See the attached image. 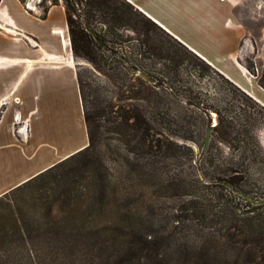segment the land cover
Masks as SVG:
<instances>
[{
  "label": "trees",
  "instance_id": "trees-1",
  "mask_svg": "<svg viewBox=\"0 0 264 264\" xmlns=\"http://www.w3.org/2000/svg\"><path fill=\"white\" fill-rule=\"evenodd\" d=\"M19 1L23 4V0ZM74 2L83 0H64L63 4L70 48L76 62V76L88 141L80 150L0 195V264H264V187L260 190L241 188V195H263L257 204H254L255 199L251 200L244 196L245 208L235 205L233 199H229L227 195H215L202 203L195 201L190 207L193 213L178 219L172 230L159 231L146 229L144 226L133 228L130 223L117 226L102 219L107 213L104 208L105 194L111 175L100 146L103 134L106 131L120 133V139L129 147L131 159L127 157L126 163L132 168L135 166L143 168L141 163H144L154 170L157 157H165L167 148L165 141L155 139L154 144L148 143L146 149L141 150L149 135L148 130L152 128L149 119L156 121L155 114L146 119L140 114L141 110L127 105L118 112L120 122H115V119L107 114L110 103L102 104L93 97L95 89L90 82L84 81L80 64L77 62V59H83L96 71L111 78L112 73L104 69L117 68L111 64V56L105 55L108 51L110 54L115 53L107 45L111 41L106 38L107 33L99 34L103 44L107 46L104 50L86 27H93L92 20L98 14L99 22L106 25L107 30L126 28L127 23L122 22L123 14L128 12L126 8L133 9L132 5L126 0H84L83 12L80 10V13H76ZM58 3V0H50L47 4L42 1L39 5L40 12L36 15L44 19L50 6ZM138 14L145 29L146 26H152L165 42L183 52L182 57L179 56L181 68L184 66L185 69L188 66L197 68L200 76L215 74L227 84L232 97L240 101L238 105L242 114L240 117L230 115L233 105L222 108L211 105L202 107L204 113L208 108L216 113L217 122L214 125L207 122L205 125L211 129L212 141L229 143L232 146L235 144L244 158L259 160L260 157L251 145L256 140L257 127L247 128L245 125L246 120L251 119V125L254 126L257 117L253 115L264 113V106L173 39L149 18L139 11ZM146 30H150V27ZM122 59L126 61L123 55ZM130 67L134 69L138 65L132 63ZM246 67L254 73L251 63ZM258 83L264 87L261 80ZM160 84L161 82L157 80L152 86L155 88ZM126 87L130 90L129 85ZM146 89L148 93L154 92L150 84ZM246 107L254 109L248 111ZM255 107L260 109L256 110ZM2 109L3 106H0V114ZM199 153L205 157L210 156L209 149ZM262 153L264 154V150ZM141 158L144 159L143 162ZM76 160H81L83 165L62 169L57 172L59 174L54 181L78 171L77 174L80 176H91L96 180L94 181L96 185L92 189L95 195H13L31 187L41 189L48 184L49 176L56 175L58 169ZM232 169V166L227 167L229 174L222 178L226 184L223 187L227 189L228 195L236 190L234 187L240 178L245 184L249 175L247 168L235 169L236 174H230ZM169 183L173 185V181ZM181 188L190 194L196 192V184L183 183ZM59 203L67 207L64 214L58 211ZM80 206L83 207L82 212L76 215V208ZM36 209L42 210L41 219L36 215ZM98 218L104 224H99ZM195 219L204 223L206 221L220 223L222 226L218 229L196 228L197 223H193ZM189 230H194L195 234ZM120 236L123 238L121 242L123 246L116 247V238ZM82 253L94 256L79 258L78 255Z\"/></svg>",
  "mask_w": 264,
  "mask_h": 264
},
{
  "label": "rangeland",
  "instance_id": "rangeland-1",
  "mask_svg": "<svg viewBox=\"0 0 264 264\" xmlns=\"http://www.w3.org/2000/svg\"><path fill=\"white\" fill-rule=\"evenodd\" d=\"M13 1L22 5L29 14L34 15L39 14V5L42 1L46 4L50 2V0H23V5L19 0ZM249 1L253 3L252 0ZM5 2L11 6V0H5ZM58 2L64 7V0H58ZM83 2L73 3L76 13H80V10L83 12ZM256 4L259 7H256ZM253 5L254 17L251 19L247 17V36L241 41L238 59L245 67L251 63L254 73L246 67L247 71L255 76L257 83L261 80L264 84V0H256ZM126 10L128 12L123 14L122 18V22L127 23L126 28L107 30L106 25L99 22L98 14L92 20L93 27L90 28L98 35L107 33L106 38L112 42H108L107 45L115 53L110 54L108 51L105 52V55L111 56V64L116 65L117 68H104L105 71L112 73L111 78L96 71L89 62L83 59L79 58L77 62L80 64V72L84 81L90 82L95 89L93 97L102 104L110 103V108L108 107L110 110L107 114L114 118L115 122H120L118 112L122 107L126 108L127 105L135 106L141 110L140 114L146 119L155 114L156 121L149 119L152 128H149L148 139L146 138L141 150H145L148 143L154 144L155 139L165 141L167 149L165 157H157L153 166L154 170L144 163H141L143 168L138 166L132 168L126 163L127 157L130 158L129 147L124 140L120 139V133L106 131L103 134L100 146L111 175H109L105 194L104 208L107 213L102 219L117 226L130 223L134 226L133 228L144 226L146 229H158L159 231L162 229L172 230L178 219L182 216L188 217L193 213L190 207L195 201L202 203L215 195H227L229 199H233L235 205L241 208L246 207L244 196L251 200L255 199L254 204L260 203L259 200L263 195H241V188L260 190L264 187V154L262 153L264 150V113L253 115L255 118L257 117L254 126L251 125V119H247L245 125L247 128L257 127L256 140L251 145L260 157L259 160L252 161L244 158L235 144L232 146L229 143L212 141L211 136L206 148V150L209 149L210 156L200 155L199 152L205 151H202V147L207 129L206 123L213 125L217 122L215 111L208 108V111L204 113L202 107L211 105L222 108L233 105L230 115L240 117L242 116L238 107L240 101L232 97L227 84L213 73L200 76L197 68L189 66L187 69L184 66L177 71H156L162 69L163 66L157 64L150 56L139 54V52L143 39L150 35L156 39L159 35L156 34L157 32L152 26H146V29L150 27V30L145 29L144 24L140 22L138 11L134 8H126ZM7 21L11 23L8 17ZM109 21L111 20L109 19ZM7 33L13 36L14 32L7 31ZM159 39L164 41L161 37ZM103 45V49L106 50L107 46ZM173 47L176 54L182 57L181 53L183 52L177 47ZM17 48L14 46V49ZM122 55L126 61L122 59ZM132 63L137 64L138 67L131 68L130 64ZM139 69L140 71L146 69L143 72H148L150 75L146 74L153 82L138 75ZM157 80L161 84L159 87L153 88L152 85ZM149 84L154 92H147L146 88ZM127 85L130 86V90L126 87ZM262 105L264 106V104ZM246 108L248 111L254 109ZM255 108L256 110L260 109L259 107ZM242 122L245 121L242 120ZM35 124L39 126V123ZM20 137L24 138V134L20 133ZM48 149L38 147L37 158L39 161L43 159L42 156H45ZM22 155L23 160L24 153ZM144 159L141 158V161L143 162ZM80 165H83L81 160L69 163L58 169L56 175L49 176L48 182L46 181L48 184L42 186L41 189L40 187H31L13 195H95L92 193V189L96 185L94 182L96 180H93L91 176H80L77 174L78 171L73 170V173L61 176V180L54 181V178L59 174L57 172L64 168H75ZM229 166L233 167L230 174H236L235 169L247 168L249 175L245 184L240 178L239 182L235 184L236 190L228 195L227 189L223 187L226 184L222 178L229 174V170H227ZM169 181H173V185ZM183 183L196 184V192L193 190L191 194L184 192L181 188ZM57 207L60 214L67 212V207L64 204L59 203ZM82 209V206L76 208V215H79L78 213H81ZM41 212V209H36L39 219H41ZM99 218V224H104ZM193 223H197L195 224L196 228L202 227L204 230L208 227L218 229L222 226L220 223L207 221L204 223L198 219L193 220ZM189 231L195 234L194 230ZM122 240L121 236L116 238V247L123 246ZM91 255L82 253L78 257L92 258L94 254Z\"/></svg>",
  "mask_w": 264,
  "mask_h": 264
},
{
  "label": "crops",
  "instance_id": "crops-1",
  "mask_svg": "<svg viewBox=\"0 0 264 264\" xmlns=\"http://www.w3.org/2000/svg\"><path fill=\"white\" fill-rule=\"evenodd\" d=\"M126 1L264 104V88L238 59L256 0ZM159 38L143 39L139 54L163 66L156 71L180 70L174 47ZM0 106V195L87 144L76 62L61 4L50 6L42 19L13 0L11 6L0 1ZM21 125L24 138L17 131ZM39 146L49 148L40 161Z\"/></svg>",
  "mask_w": 264,
  "mask_h": 264
},
{
  "label": "water",
  "instance_id": "water-1",
  "mask_svg": "<svg viewBox=\"0 0 264 264\" xmlns=\"http://www.w3.org/2000/svg\"><path fill=\"white\" fill-rule=\"evenodd\" d=\"M86 29L88 32H90V34L93 36V38L101 45V47L104 48L102 40H101L100 36L97 34V32H95L94 30H92L88 27H86ZM137 73H138V75L143 77L145 80H147L149 82H153V80L145 72L138 70ZM210 132H211V129L209 127H207L206 132H205V139H204L202 151L206 150V148H207V144H208V141L210 139Z\"/></svg>",
  "mask_w": 264,
  "mask_h": 264
},
{
  "label": "built area",
  "instance_id": "built-area-1",
  "mask_svg": "<svg viewBox=\"0 0 264 264\" xmlns=\"http://www.w3.org/2000/svg\"><path fill=\"white\" fill-rule=\"evenodd\" d=\"M15 116H16V115H15ZM22 129H23V125H21L20 127H18V132H20V133L23 135L24 133H23ZM24 135H25V134H24Z\"/></svg>",
  "mask_w": 264,
  "mask_h": 264
},
{
  "label": "bare ground",
  "instance_id": "bare-ground-1",
  "mask_svg": "<svg viewBox=\"0 0 264 264\" xmlns=\"http://www.w3.org/2000/svg\"><path fill=\"white\" fill-rule=\"evenodd\" d=\"M7 23H8V25H10V23L7 21ZM8 31H10V30H8ZM11 31H12V29H11Z\"/></svg>",
  "mask_w": 264,
  "mask_h": 264
}]
</instances>
